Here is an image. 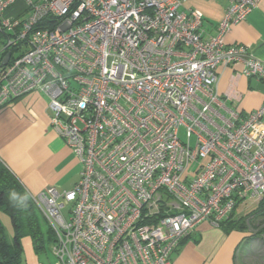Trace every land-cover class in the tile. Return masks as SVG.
<instances>
[{
  "label": "built area",
  "instance_id": "2783aa9c",
  "mask_svg": "<svg viewBox=\"0 0 264 264\" xmlns=\"http://www.w3.org/2000/svg\"><path fill=\"white\" fill-rule=\"evenodd\" d=\"M189 1L0 0V109L46 95L81 165L72 190L31 195L55 264H171L200 223L264 200V101L214 132L210 103L190 118L199 93L215 100L221 64L264 82V63L224 42L261 0H228L211 36Z\"/></svg>",
  "mask_w": 264,
  "mask_h": 264
},
{
  "label": "crops",
  "instance_id": "0c3cea01",
  "mask_svg": "<svg viewBox=\"0 0 264 264\" xmlns=\"http://www.w3.org/2000/svg\"><path fill=\"white\" fill-rule=\"evenodd\" d=\"M228 5V0H191L185 8L197 9L203 14V30L211 36L216 33ZM224 42L227 46H244L264 63V0L246 20L231 27ZM242 69L241 64L219 65L215 100L211 101L208 96L199 93L190 118L199 117L204 105L210 103L211 110L207 116L212 122L201 118L200 123L214 132L226 126L228 121L238 123L250 112L259 109L264 101V82L246 77ZM263 129L264 119L254 126L253 134ZM0 160L31 195L50 187L69 191L80 180L81 165L69 146L53 130L49 98L40 92L29 93L0 109ZM248 203L252 205L248 206ZM248 215L253 222L258 218L264 219V208L248 199L241 202L230 220L220 227L203 221L173 253L171 264H264V252L260 254L258 248L259 243L264 244V229L255 231L247 227H228L231 222L245 221ZM0 222L8 242H12V221L3 210H0ZM51 246L53 260L46 262L41 257L47 254L46 251L37 253L32 239L24 238L19 264H55ZM0 264H3L1 253Z\"/></svg>",
  "mask_w": 264,
  "mask_h": 264
},
{
  "label": "trees",
  "instance_id": "16d2710c",
  "mask_svg": "<svg viewBox=\"0 0 264 264\" xmlns=\"http://www.w3.org/2000/svg\"><path fill=\"white\" fill-rule=\"evenodd\" d=\"M48 22L46 19L41 26L44 27ZM7 36L0 33V49L6 45ZM15 49H10L14 54ZM12 193L19 196H27V207L19 206L12 198ZM240 204V203H239ZM260 208H264V200L260 203ZM0 210L6 212L12 221L14 239L8 242L6 231L0 222V253L3 258V264H19L22 253V240L30 237L33 241L34 248L37 253L47 251L54 241V233L50 228L47 220L37 208L31 194H29L22 186L21 182L13 175L6 165L0 160ZM233 214V213H232ZM232 215L223 223L226 224ZM44 222L48 226V230L43 229ZM228 227H240L244 229V219L231 222Z\"/></svg>",
  "mask_w": 264,
  "mask_h": 264
},
{
  "label": "rangeland",
  "instance_id": "374dc122",
  "mask_svg": "<svg viewBox=\"0 0 264 264\" xmlns=\"http://www.w3.org/2000/svg\"><path fill=\"white\" fill-rule=\"evenodd\" d=\"M22 3L21 1H18V4L17 6H20ZM183 134V133H182ZM184 138V137H183ZM248 206L252 205V203H248L247 204ZM247 207V206H246ZM245 209V208H244ZM246 220L244 221L245 223V226L247 228H251V229H254L255 231H259V230H262L264 229V219L262 218H258L257 220H254V222L252 221V219L249 218V215L245 217ZM43 229L46 231L48 230V226L47 224L44 222V225H43ZM264 243V242H263ZM260 245L258 248H259V253L263 255V252H264V244H258ZM48 250L46 251V255H42V260L46 261V262H49V261H52L53 260V257H52V254L50 252V246H48L47 248ZM264 256V255H263ZM262 256V257H263Z\"/></svg>",
  "mask_w": 264,
  "mask_h": 264
},
{
  "label": "clouds",
  "instance_id": "9594fccd",
  "mask_svg": "<svg viewBox=\"0 0 264 264\" xmlns=\"http://www.w3.org/2000/svg\"><path fill=\"white\" fill-rule=\"evenodd\" d=\"M12 198L19 206L27 207V196H19L17 193H12Z\"/></svg>",
  "mask_w": 264,
  "mask_h": 264
},
{
  "label": "water",
  "instance_id": "95a60500",
  "mask_svg": "<svg viewBox=\"0 0 264 264\" xmlns=\"http://www.w3.org/2000/svg\"><path fill=\"white\" fill-rule=\"evenodd\" d=\"M10 58H11V54L8 53V54L5 56V58L3 59L2 63H1V67L7 65V64L9 63V61H10Z\"/></svg>",
  "mask_w": 264,
  "mask_h": 264
}]
</instances>
